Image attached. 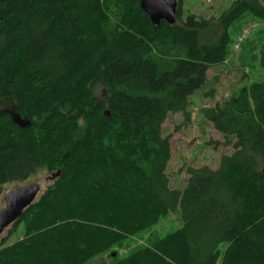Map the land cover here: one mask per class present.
<instances>
[{
    "label": "trees",
    "instance_id": "obj_1",
    "mask_svg": "<svg viewBox=\"0 0 264 264\" xmlns=\"http://www.w3.org/2000/svg\"><path fill=\"white\" fill-rule=\"evenodd\" d=\"M140 4L0 0V202L10 183L61 172L8 228L2 242L22 232L0 264H264V78L201 111L234 150L217 169L188 167L173 187L164 136L172 114L192 123L199 91L216 98L208 72L248 16L263 27L241 62L264 68V0L210 19L183 18L179 0L159 26ZM171 216L181 227L162 235Z\"/></svg>",
    "mask_w": 264,
    "mask_h": 264
},
{
    "label": "rangeland",
    "instance_id": "obj_2",
    "mask_svg": "<svg viewBox=\"0 0 264 264\" xmlns=\"http://www.w3.org/2000/svg\"><path fill=\"white\" fill-rule=\"evenodd\" d=\"M182 1L183 18L195 15L198 18H218L223 12L231 7L236 0H180ZM263 23L256 18L248 16L240 23H237L232 30V44L228 59L221 65L213 67L208 72L209 85L216 88V98L214 100L203 97L204 90L199 91L192 97L191 111L193 114L192 123L183 125L181 114H172L164 126V136L172 137V159L168 167L171 177V184L175 188H181L187 178L186 169L188 167L200 168L211 167L217 169L220 160L224 155H232L233 147L217 146L216 142L224 141L222 135L218 133L212 125L201 116L204 108L214 107L228 99L234 92L242 87L249 86L253 82L261 81L264 78V68L258 63L241 62L243 46L253 42L258 43ZM248 76V77H246ZM97 95L103 99L102 88L97 87ZM9 109V108H8ZM11 110V108L9 109ZM180 127L179 130L177 128ZM52 174L47 171H40L23 183H10L4 187V193L0 202V210L5 207L4 196L13 188L39 183L41 194L52 183L49 180ZM39 195V196H40ZM181 227L177 216H171L162 225V235L174 231ZM7 229L0 237V247L15 242L22 230L18 234L10 237L8 241L2 242L8 235ZM142 243V242H141ZM120 254H127L129 249H117ZM95 264H104L96 261ZM107 264V263H106Z\"/></svg>",
    "mask_w": 264,
    "mask_h": 264
},
{
    "label": "water",
    "instance_id": "obj_3",
    "mask_svg": "<svg viewBox=\"0 0 264 264\" xmlns=\"http://www.w3.org/2000/svg\"><path fill=\"white\" fill-rule=\"evenodd\" d=\"M179 0H141V9L150 17L152 24L159 26L162 22L169 25L177 23V9ZM13 122L22 129L29 128L32 123L15 111L9 112ZM61 172L53 173L49 180L54 181ZM41 185L32 183L13 188L4 196L5 207L0 210V237L17 222L24 211L39 197ZM116 256V254H114Z\"/></svg>",
    "mask_w": 264,
    "mask_h": 264
}]
</instances>
